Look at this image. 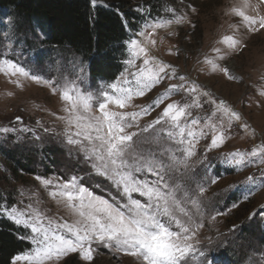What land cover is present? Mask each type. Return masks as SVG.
Masks as SVG:
<instances>
[{"label": "rangeland", "instance_id": "1", "mask_svg": "<svg viewBox=\"0 0 264 264\" xmlns=\"http://www.w3.org/2000/svg\"><path fill=\"white\" fill-rule=\"evenodd\" d=\"M154 1H134L135 11L145 14L146 19L139 31L145 29L146 24L173 19L170 9H175L177 16H186L187 20L180 25L172 24L168 28L158 29L156 35L151 37L157 42L151 48V54L172 64L180 74L190 76L200 85L201 91L207 90L211 93L209 99L224 100L229 108L242 114V120H233L230 128L227 114H224V127L229 128L224 137V146L207 151L212 133L204 125L218 123L219 113L211 115L215 112V106L206 102L202 109H191L192 116L201 121L196 127L198 136L201 128L208 135L199 139L196 145L197 154L190 162L195 182L185 185L192 199H196L195 193L200 186L205 187L203 206L200 213H196L190 202L187 207L193 214V220L204 226L197 232L194 251L184 264H202L199 254L201 250L207 253L210 264H264V211H261L264 208V188L247 196L246 180L248 176L255 175L259 182L264 164L235 169L232 166L235 161L229 162L225 159L237 150L246 153L264 144V96L260 95L264 91V31L249 33L240 18L226 15L230 12L231 5L238 0H177L174 1V6H167L162 10L161 19L148 17L149 6L146 3ZM252 3L255 4L256 0H252ZM98 4L105 5L103 2ZM229 25L233 27L230 28ZM231 34H236L237 38L247 42L242 54L234 55L226 62L231 67L232 74L237 77L236 80H228L219 72L214 74L210 66L198 63L204 60L205 54L209 57L213 55V47L225 48L226 46L218 44L217 41L223 35ZM129 35L130 41L137 39L136 33L129 32ZM43 41V31L37 25L18 20L7 12L1 14L0 61L10 59L40 79L33 81L30 77L21 76L19 82L22 87H17L9 82L8 77L0 74V129H16L12 132L0 131V191L4 200L0 209L11 206L26 210V206L32 203L33 207L47 217L59 223H71L74 217L69 210L49 196L52 188H46L37 181V176L51 180L53 185L76 176L97 195L107 198L118 196V193L107 180L92 174L90 166L82 158L83 154L65 142L64 123L57 119L58 116L66 115L63 111L65 105L58 94L52 95L48 85L55 82L58 93L65 88H75L76 92L90 93L93 96L103 91L111 92L112 84L135 89V77L139 75L137 66L143 67V63L142 59L134 60L131 65L126 63L133 59L129 41L117 77L111 82L94 79L88 73V63L80 56L67 49L45 46ZM169 49L173 50L171 54ZM177 83L180 81L165 80L144 97L133 96L131 106L124 111L140 112L141 108L150 105L164 92L168 84ZM186 99L185 94L180 92L171 95L165 103L177 101L183 104ZM110 107L119 111L114 106ZM160 111L161 108H155L149 115L138 118L139 125L144 127L152 123ZM17 116L23 118L22 124L15 122ZM37 120L40 121L39 124L36 123ZM244 123L249 125L247 130L240 127ZM163 127L168 128L167 125ZM25 128L31 131H21ZM44 128L49 131H43ZM160 128L157 125L155 132H159ZM155 132L149 130L137 140L140 150L159 156L167 149L168 155L163 159L179 158L177 145L166 136H156ZM205 153L207 159L204 158ZM16 163L22 164L26 172L19 171L15 174L13 168ZM217 177L216 183H211ZM173 180L184 183L179 173L175 174ZM134 198L140 197L134 194ZM213 216L215 219H212ZM0 220H8L22 230L21 239L29 244V249L19 255L30 253L35 247L30 239V229L16 225L6 215L0 214ZM94 256L92 264H143L139 259L104 247H96ZM72 258L79 264H87L74 253L49 264H63ZM16 264L28 262L22 260Z\"/></svg>", "mask_w": 264, "mask_h": 264}, {"label": "snow or ice", "instance_id": "2", "mask_svg": "<svg viewBox=\"0 0 264 264\" xmlns=\"http://www.w3.org/2000/svg\"><path fill=\"white\" fill-rule=\"evenodd\" d=\"M91 2L95 6L96 0ZM169 11L173 19L146 24L145 29L136 33L137 39L130 41L133 59L126 63L131 65L136 59H142L143 63V67L137 66L139 75L135 77V89L112 84L111 92L103 91L93 96L90 93L76 92L75 88H65L58 93L55 82L49 83L52 95L58 94L65 105L63 111L66 115L57 117L64 123L65 142L83 154L82 158L90 166L92 174L107 180L118 196L106 198L97 195L76 176L55 185L51 180L37 176V181L46 188H52L49 196L68 209L74 220L71 223H59L33 207L32 203L26 206V210L11 206L0 209V214L6 215L16 225L30 229V239L35 245L30 253L15 256L13 264L22 260L28 264H49L70 253L77 254L87 264H92L96 247L123 253L141 260L143 264H184L186 258L193 253L196 234L204 225L193 220L187 204L190 202L196 213H200L205 187H199L195 193L196 199L188 195L185 185L195 182L190 162L197 154L199 139L208 135L204 128L210 129L212 133L207 151L223 147L231 122L241 121L242 114L229 108L224 100L209 99L211 93L201 91L200 85L190 76L180 74L172 64L151 54V48L157 43L151 37L156 35L158 29L168 28L172 24L180 25L187 20L186 16H177L175 9ZM262 12L264 0H256L255 4L252 0H238L231 5L230 12L226 15L240 18L247 32L257 33L264 31ZM217 43L226 47H213V55L209 57L205 54L204 60L198 63L210 66L214 74L219 72L228 80H236L237 77L232 74V69L226 62L230 57L242 54L247 42L237 38L236 34H231L223 35ZM172 51L169 49V54ZM0 74L8 77L9 82L17 87H22L19 82L21 76L30 77L33 81L40 79L10 59L0 61ZM173 79L180 83L168 84L165 91L150 105L141 108L140 112L124 111L131 106L133 96L144 97L165 80ZM180 92L187 97L183 104L177 101L165 103L171 95ZM260 95L264 96V91ZM205 102L215 106V112L211 115L219 113L218 123H205L198 136L196 127L201 121L192 116L191 109H202ZM155 108H161L156 119L141 127L138 118L149 115ZM225 113L229 128L224 127ZM15 122L22 124L23 118L17 116ZM36 123L39 124L40 121L37 120ZM157 125L161 126L159 132H155ZM165 125L168 126L167 129L163 127ZM240 127L247 130L249 125L244 123ZM15 130L0 129L4 132ZM149 130H153L156 136L163 135L172 140L177 145L179 158L163 159L168 155L167 149L159 156L153 152L141 151L137 140ZM21 131L31 130L25 128ZM43 131L48 132L49 129L44 128ZM204 158L207 159L206 153ZM225 159L235 161L232 165L235 169L264 164V144L246 153L237 150ZM176 173L180 174L183 184L173 180ZM260 177L259 182L255 175L246 178L247 196L264 188V170H261ZM217 179L218 177L212 179L211 183H216ZM134 194L143 199L134 198ZM199 254L202 264H210L207 253L201 250Z\"/></svg>", "mask_w": 264, "mask_h": 264}, {"label": "trees", "instance_id": "3", "mask_svg": "<svg viewBox=\"0 0 264 264\" xmlns=\"http://www.w3.org/2000/svg\"><path fill=\"white\" fill-rule=\"evenodd\" d=\"M134 1L96 0L94 6L91 0H0V16L7 12L18 20L37 25L43 31L45 46L69 50L88 63L92 78L111 82L121 71L125 48L131 40L129 32L137 33L146 20L145 14L135 11ZM174 1L177 0L147 2L148 17L161 19L162 10L174 6ZM16 164L15 174L26 172L22 164ZM22 236L20 228L8 220H0V264H11L15 256L29 249ZM63 264L79 262L72 258Z\"/></svg>", "mask_w": 264, "mask_h": 264}]
</instances>
